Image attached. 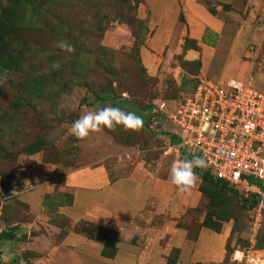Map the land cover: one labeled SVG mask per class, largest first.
<instances>
[{"label": "rangeland", "instance_id": "1", "mask_svg": "<svg viewBox=\"0 0 264 264\" xmlns=\"http://www.w3.org/2000/svg\"><path fill=\"white\" fill-rule=\"evenodd\" d=\"M140 1L26 0L25 23L21 18L17 21L19 9L7 11L14 12L12 20L23 26L11 36L0 33V183L5 182L2 193L8 195L15 173L30 166L34 154L64 169L100 156L113 165H123V170L125 165L141 162L145 167L157 166L158 176L167 178L173 163L171 155L175 156L166 147L167 138L154 137L145 129L125 132L117 127L115 132L105 129L78 141L69 131L80 116L106 106L132 111V105L153 106L164 100L163 109L174 112L177 102L190 96L196 76L205 75L183 73L179 60L168 72V68H159L155 76L146 73L139 56L145 39V25L136 17ZM203 1L210 10L217 2L221 4L229 34L248 16L245 0ZM254 5L257 8L252 7L254 17L248 24L264 28V0H255ZM13 37L19 41L12 42ZM61 40L72 44L75 51L68 53L57 48L55 43ZM257 45H250V56L256 57L252 58L250 76L264 66V38ZM53 62L60 63L58 71L51 68ZM213 72L209 74L214 76ZM258 86L263 88L262 83ZM96 97L107 100L91 101ZM123 98L130 103L119 100ZM137 114L147 119L144 113ZM154 126L161 134L176 131L169 119ZM183 152L187 159L197 156L186 149ZM218 194L211 188L210 200L202 196L194 218L203 213L204 221L211 224L231 220L228 252L255 242L254 246L264 254V210L256 234L252 235L249 214L240 202L229 194ZM13 202L16 198L0 195V264H31L36 255L23 250L19 241L24 236H17V230L12 239L1 236L2 231L15 225L18 229L20 223L32 220L26 218L25 205Z\"/></svg>", "mask_w": 264, "mask_h": 264}, {"label": "crops", "instance_id": "2", "mask_svg": "<svg viewBox=\"0 0 264 264\" xmlns=\"http://www.w3.org/2000/svg\"><path fill=\"white\" fill-rule=\"evenodd\" d=\"M254 4L245 0L248 16L229 34L219 2L210 10L203 0H141L136 17L145 25L139 56L146 73L155 76L178 60L195 61V72L214 71L211 78L221 83L249 82L264 94V66L250 76L256 58L250 45L264 38V28L248 24ZM172 146V162L183 160V149ZM31 157L8 192L32 219L16 228L25 237L19 241L23 250L36 255L31 264H236L227 246L232 221L209 225L203 213L193 216L205 196L200 179L182 194L170 173L162 179L160 168L141 162L123 170L100 156L64 169Z\"/></svg>", "mask_w": 264, "mask_h": 264}, {"label": "built area", "instance_id": "3", "mask_svg": "<svg viewBox=\"0 0 264 264\" xmlns=\"http://www.w3.org/2000/svg\"><path fill=\"white\" fill-rule=\"evenodd\" d=\"M164 100L149 108L150 128L172 120L179 138L178 148L191 150L205 159L207 167L197 168L199 175L219 179L245 199L254 198L249 210L252 235L259 227L264 205V95L249 82L197 76L190 96L177 102L174 112H167ZM173 148L172 145L167 146ZM254 243L233 258L239 264H264V255Z\"/></svg>", "mask_w": 264, "mask_h": 264}, {"label": "clouds", "instance_id": "4", "mask_svg": "<svg viewBox=\"0 0 264 264\" xmlns=\"http://www.w3.org/2000/svg\"><path fill=\"white\" fill-rule=\"evenodd\" d=\"M55 46L59 48L61 51H65L68 53H72L75 51L72 44L63 40L57 41L55 43ZM60 67L61 65L59 62H53V64L51 65V68L57 71L60 69ZM195 73L196 72H194L191 76L195 75ZM196 78H195V83H196ZM143 125H144V120L142 115H138L133 111H126L119 106H106L99 108L96 111L87 112L84 115L80 116L78 119L72 122L69 131L70 134L76 140L79 141V140H85L92 133H102L104 132L105 129H107L109 132H115L117 130V127H121V129L125 132H140L143 129ZM157 133H159L160 134L159 136L163 138L164 134H161V132H157ZM169 145L172 144L168 143L166 147ZM175 145H176L175 147L178 148V144ZM178 149L181 148L179 147ZM186 150L190 154H192L191 150L188 149ZM173 153L174 155H177V149L173 150ZM182 159L183 160H177L172 163L170 167V178H171V183L175 186L176 190L179 193L183 194L191 191L196 186L197 180L200 179V175L197 173V168L204 169L207 167V164L205 159L198 156H194L192 159H187L182 157ZM241 199H245V198H241ZM246 200L249 201L248 199ZM246 212L249 214V210H247ZM254 244L253 247L259 250L254 246ZM240 250L242 249H233L231 254H233L234 251L239 252ZM259 251L261 252V250ZM233 259L234 261H236V264H239L236 258Z\"/></svg>", "mask_w": 264, "mask_h": 264}, {"label": "trees", "instance_id": "5", "mask_svg": "<svg viewBox=\"0 0 264 264\" xmlns=\"http://www.w3.org/2000/svg\"><path fill=\"white\" fill-rule=\"evenodd\" d=\"M1 1L2 0H0V33L11 36L18 31V28L23 26L22 24L20 25V23L17 22L19 20V18H21V20L23 19L24 23L27 21L25 18V14H26V11L28 9L27 2H26V0H20V1L19 0H3L2 2ZM14 8L19 9V12H20V13H18L19 15L17 14V21L12 20L14 12L13 13L7 12L8 10H14ZM16 22H17L18 27L16 25H14ZM18 41H19L18 39L13 37L12 42H18ZM7 48H10V47H7ZM194 85H195V81H194ZM194 85H193V88H194ZM103 99L107 100V99H111V98H110V96H108L107 99H105L103 97H96V98H93L91 101L97 102V101L103 100ZM119 100L120 101H126V102L130 103V100L126 99V98L119 99ZM119 100L114 99L113 101H119ZM151 106H152V104H150V103L146 104L143 107H138V106L132 105L135 113H137V111H139L140 113H144L146 115L147 119L144 120L143 129H145L152 136L157 137L159 139L167 138L168 143H170L172 145L178 144L179 138L176 135L171 134L168 130L165 131L163 138H161L159 136L160 135L159 133H157L156 131H154L150 128L149 120H148V116H147V111L149 110V108ZM181 149H183V148H181ZM43 161H45V160L43 159ZM200 180H201V184H200L199 188L209 200L211 199V188H212L219 193L218 194L219 197H222L225 194H229L230 196H234L240 202L242 208L245 211L250 210L254 205L253 204L255 202L254 198L249 199L250 202L247 201L246 199H241L243 197H241L236 191L229 188L225 182H223L219 179H214L210 175L203 174V175H200ZM4 185H5L4 181L2 183H0V189H3ZM0 194H4V193L1 192ZM13 203L17 204V201L13 202ZM263 210H264V205H263L262 211ZM204 222H205V224H209V225L215 224V223L211 224V223H209V221L208 222L204 221ZM16 228L17 227L15 225V227L12 226L7 232L2 231L1 236H3V238L6 240L12 239V237L16 231Z\"/></svg>", "mask_w": 264, "mask_h": 264}, {"label": "water", "instance_id": "6", "mask_svg": "<svg viewBox=\"0 0 264 264\" xmlns=\"http://www.w3.org/2000/svg\"><path fill=\"white\" fill-rule=\"evenodd\" d=\"M180 69L189 74V75H192L196 69H197V64L195 61H183L181 64H180Z\"/></svg>", "mask_w": 264, "mask_h": 264}]
</instances>
